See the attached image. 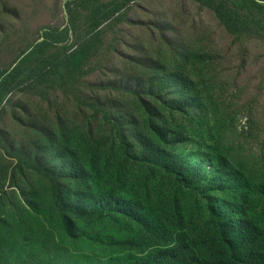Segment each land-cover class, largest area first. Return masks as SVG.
<instances>
[{
	"label": "rangeland",
	"instance_id": "374dc122",
	"mask_svg": "<svg viewBox=\"0 0 264 264\" xmlns=\"http://www.w3.org/2000/svg\"><path fill=\"white\" fill-rule=\"evenodd\" d=\"M66 1L0 0V70L34 44L43 28L67 26ZM103 43L80 72H72L73 86L58 80L36 92L15 91L5 103L2 213L22 217L20 199L46 210L30 175L46 167L54 176L82 177L87 163L104 162L111 154L118 158L119 142L107 141L96 151V143L116 131L129 138L133 154L141 158L154 156L167 141L175 165L201 187L206 202L229 201L220 181L230 168L206 158L210 143L232 149V169L236 160L264 174V39L231 37L191 0H139L106 27ZM148 103L167 136L160 145L142 117L145 110L138 108ZM187 115L195 123L186 122ZM183 121L187 127L179 128Z\"/></svg>",
	"mask_w": 264,
	"mask_h": 264
},
{
	"label": "trees",
	"instance_id": "16d2710c",
	"mask_svg": "<svg viewBox=\"0 0 264 264\" xmlns=\"http://www.w3.org/2000/svg\"><path fill=\"white\" fill-rule=\"evenodd\" d=\"M137 1L67 0V26L43 28L34 44L0 70V114L13 93L36 92L58 80L73 86L72 72L99 54L106 27ZM191 1L209 11L231 37L264 39V0ZM138 108L145 110L142 117L160 145L167 136L157 126L158 115L149 103ZM184 119L195 123L190 115ZM185 121L179 128L187 127ZM196 130L201 132V125ZM107 141L120 143L118 158L111 154L104 162L87 163L82 177L54 176L46 167L30 175L46 210L22 199V217L0 209V264H264L261 170L236 160L232 169L231 148L206 145L207 159L230 168L220 181L229 201L216 204L206 202L201 187L175 165L174 147L167 141L149 158L134 155L122 131L96 143V151Z\"/></svg>",
	"mask_w": 264,
	"mask_h": 264
}]
</instances>
